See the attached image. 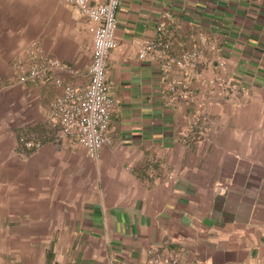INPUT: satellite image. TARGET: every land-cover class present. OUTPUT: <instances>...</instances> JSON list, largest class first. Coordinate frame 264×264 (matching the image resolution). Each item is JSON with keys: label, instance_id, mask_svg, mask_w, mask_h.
<instances>
[{"label": "crops", "instance_id": "obj_1", "mask_svg": "<svg viewBox=\"0 0 264 264\" xmlns=\"http://www.w3.org/2000/svg\"><path fill=\"white\" fill-rule=\"evenodd\" d=\"M64 5L77 25L58 51L54 32L30 35L29 0H0V264H145L154 250L264 264V0H121L105 75L113 143L96 159L51 112L55 77L88 82L90 23ZM34 39L74 74L18 82L11 64ZM158 39L170 48L139 59L138 44ZM185 51L189 71L172 61ZM178 78L187 96L174 100ZM20 135L41 146L21 149Z\"/></svg>", "mask_w": 264, "mask_h": 264}, {"label": "built area", "instance_id": "obj_2", "mask_svg": "<svg viewBox=\"0 0 264 264\" xmlns=\"http://www.w3.org/2000/svg\"><path fill=\"white\" fill-rule=\"evenodd\" d=\"M75 7L77 13L89 21L92 35V49L87 69L88 82L85 85H74L60 77L54 82L61 92L52 104V115L59 126L60 135L73 139L84 148L86 156L96 159L103 147L111 146L113 141L109 135L108 124L110 113L115 107V100L109 93L105 80L106 60L109 52L116 46L115 31L117 27L116 10L121 0H62ZM164 31L163 25L158 26ZM170 48L168 41H142L137 46V56L141 60L151 59L156 53L162 56ZM196 55L192 52H182L173 64L180 70H191L196 63ZM222 64V63H221ZM12 76L18 82L42 80L50 70H60L74 74V70L56 57L46 53L37 41L30 44L26 55L14 61L11 65ZM223 82H219L222 85ZM187 84L183 78L174 80L170 86L172 99L187 96ZM0 85V92H1ZM207 116L201 115L190 122V130L196 136L206 132ZM192 134V132H191ZM184 133L183 137H186ZM189 135V134H188ZM187 135V136H188ZM21 149H37L41 141L26 135L18 137ZM176 254L166 255L154 250L145 264H177Z\"/></svg>", "mask_w": 264, "mask_h": 264}, {"label": "rangeland", "instance_id": "obj_3", "mask_svg": "<svg viewBox=\"0 0 264 264\" xmlns=\"http://www.w3.org/2000/svg\"><path fill=\"white\" fill-rule=\"evenodd\" d=\"M29 10L30 35L35 38L38 25L40 24L45 29V32L50 34L55 33V38L58 42L54 47L58 51H64L62 42H72L76 29L75 26L77 25V22L74 23V19L69 15L64 2L62 0H29ZM37 15H40L42 18L36 20ZM49 45L52 47L54 45L53 36L49 40Z\"/></svg>", "mask_w": 264, "mask_h": 264}]
</instances>
